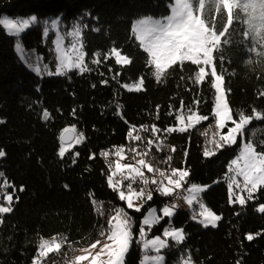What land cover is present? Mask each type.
Instances as JSON below:
<instances>
[{
  "label": "trees",
  "instance_id": "trees-1",
  "mask_svg": "<svg viewBox=\"0 0 264 264\" xmlns=\"http://www.w3.org/2000/svg\"><path fill=\"white\" fill-rule=\"evenodd\" d=\"M169 3L170 0H0V17L36 15L38 21L56 18L66 29L74 23L86 26L82 34L86 40V62L92 69L83 74L78 71L67 76H38L22 63L15 52L16 39L8 36L0 25V121H3L0 150L6 153L0 158V172L4 173L0 186L5 182L11 185L0 191V206H8L5 194L13 195V211L0 214V264H33L40 241L54 237L58 241L63 239L61 250L49 254L41 263L71 262L79 249L106 239L101 231L107 229V220L118 207L133 218V242L125 264H140L142 251L137 241L144 212L149 206L160 208L169 197L153 191V199L140 212L127 209L107 182L109 164L113 166L112 152L121 146L129 162L134 161L129 149L135 147L137 151H149L150 156L145 159L166 174H170L171 168L188 170L185 187L191 183L210 185L200 198L221 220L216 228H205L192 219L200 210L198 202L190 213L179 209L172 226L183 229L186 239L180 246L169 241L173 246L162 251L165 264H179L187 255L195 264H264V214L255 211L264 203V190L257 192L253 200H246L243 207L229 202L227 166L238 153L241 138L235 145L216 150L213 156L203 154L205 148L214 149L208 141L217 131L212 117L211 77L202 85H195L190 79L195 66L185 63L183 70L174 67L166 83L157 82L153 69L146 64L147 54L138 42L131 41L133 22L148 16L158 19L169 15ZM255 3L256 0H246L244 4L232 0V11L244 24L234 19L232 43L224 46L226 58L215 61L218 72L225 74L230 108L249 115L253 109L264 113V95H260L264 92V58L250 53L251 41L243 37L249 20L264 15ZM212 16L215 18V12ZM224 18L226 22V14ZM93 27L100 31H92ZM21 43L33 62L39 57L41 63L55 71L52 37L44 36L42 23L32 25L21 36ZM113 46L134 58V62L121 67L113 58L105 60L102 55L99 65L90 63L97 51L106 55ZM247 60L253 62L248 64ZM139 78L145 80L143 91L130 93L121 87ZM196 101L198 111L208 115V121L184 133L163 131L175 127V116L186 111L187 106L195 108ZM117 104L121 106L119 114ZM44 111L49 113L48 119L44 118ZM73 126L85 139L62 159L58 155L60 135ZM153 126L161 129L155 137L151 133ZM133 128L143 141L127 137ZM253 130L257 143L264 140V120L253 119L247 126L245 140L252 138ZM218 131L224 135L227 127ZM148 139H153L151 148ZM161 140L162 150L156 148ZM106 151L110 153L107 160L102 155ZM77 152L73 163L72 157ZM167 223V218L161 220L148 235L160 234ZM249 234L254 236L252 241L245 238Z\"/></svg>",
  "mask_w": 264,
  "mask_h": 264
},
{
  "label": "snow or ice",
  "instance_id": "snow-or-ice-1",
  "mask_svg": "<svg viewBox=\"0 0 264 264\" xmlns=\"http://www.w3.org/2000/svg\"><path fill=\"white\" fill-rule=\"evenodd\" d=\"M246 0H239L240 4H244ZM259 8L261 13H264V0H256L254 5ZM170 14L161 18H139L131 25V34L135 41L138 42L140 49L147 54L146 64L151 66L152 75L157 82L164 81L166 83L169 75L172 74L174 67L179 66L183 70L185 63H190L195 66V71L190 79L195 85H202L206 82L207 77H211L210 87L214 90V106L212 108V117L215 120L216 132L213 133V138L208 141L213 148H205L204 156L210 157L216 154V150L222 149L224 146H232L237 143V137L241 138V144L238 155L228 164V172L231 174L226 177L229 189V202L238 203L242 207L246 200L251 201L255 198V194L264 190V140L259 143L255 140V131L253 130L252 138L245 140L247 126L253 119L259 121L264 120V113L253 109L249 115L244 110L233 111L230 108L227 99L228 91L226 90L225 74L218 72L216 60H223L226 53L224 46L232 43L231 34L235 31L232 28L234 19L244 24V21L238 19L232 11V0H170ZM215 12V18L212 16ZM226 14V22L224 18ZM88 15V13H85ZM42 23L44 25V36L49 35L50 30L55 33L56 64L55 71H51L49 65L41 63L37 57L35 65L30 56L25 55L24 47L21 43V34L30 26ZM60 20L53 18L50 22L38 21L36 15L30 18H0V25L7 31V35L15 37V51L20 55V58L34 71L38 76H67L73 70H78L81 74L90 72L92 69L86 62V40L83 37V29L79 23H74L72 30L66 31L64 35L58 31ZM92 31L99 32V28L93 27ZM227 34V35H226ZM244 40L251 41V47L248 48L250 53H255L258 58H264V15L253 18L248 22L247 32H243ZM71 38L69 46L64 47L65 39ZM244 43V41H241ZM259 47V51L257 50ZM104 56L105 60L114 58L115 64L121 67L130 66L134 62V58L124 54L122 50L113 46L105 55L101 51L95 53L96 58H90L91 64H100V57ZM252 60H247L246 63L251 64ZM223 67V63L221 64ZM112 69L109 68V71ZM234 74V73H233ZM120 73L117 72L116 76ZM107 83V81H105ZM145 80L139 78L133 83H123L121 87L128 92H141L144 90ZM260 95H264L261 92ZM196 107L187 106L186 111H181L175 116L176 127H167L163 131L168 134L173 132L184 133L203 121H208L209 116L200 114L198 111L199 101L195 102ZM118 114L120 105H116ZM45 119L49 118V113L44 111ZM234 116L237 119H234ZM3 121H0L2 123ZM231 122L232 127L227 129V134L220 135V129L226 127ZM148 130V126L144 127V131ZM161 129L153 126L151 133L153 137ZM134 132L137 134L134 135ZM65 134H68L67 136ZM207 133H205L206 135ZM219 136V139H216ZM127 137L133 141H143V137L135 128L127 132ZM160 139L159 137H156ZM85 139L83 133H77L75 127L65 128L61 133V144L58 155L64 158L66 153L71 150L74 144L82 143ZM153 139L147 140V145L151 148ZM163 141L156 144V148L162 150ZM174 150V149H173ZM133 153V159L139 156L136 160V165L121 163L125 159V148L123 146L115 149V155L118 159L115 161V169L112 170V164H109L110 175L107 176L108 186L118 192L119 199L126 202L127 209H132L135 212H140L143 203L153 199V191L158 192L163 197H172L175 193V198L170 204H165L159 209L160 215H157V208H149L146 215L140 224L139 237L137 241L142 244L144 255L143 264H165V256L162 250L170 249L173 245L169 241L174 242L176 246H180L186 239V234L183 229H177L172 226L171 218L176 209L180 207L178 201H183L192 206L194 202L199 203L200 219L198 223L207 228L209 225L212 228L217 226V221L221 220L219 215H216L200 198V193L205 191V187L191 183L187 188V194L182 195L180 191L184 184L188 182L189 171L183 169H170V175L160 171L150 160L145 159L150 156L149 151H137L135 147L129 149ZM77 152L73 157V163L76 162ZM102 155L107 160L110 153L103 152ZM6 156L5 151L0 150V158ZM171 156L168 157L170 162ZM142 169H147L149 173H153L154 177L145 176ZM155 174H158L161 179H156ZM4 175L0 172V177ZM120 176L121 179L115 180L114 177ZM131 181L127 184V192L123 190L122 181ZM167 181L165 184L164 181ZM139 182L143 187L139 190L133 188V183ZM155 185L153 189L151 186ZM11 187L7 182L0 186V191ZM67 187V185L65 186ZM245 192L246 197L237 194ZM20 191H24L21 187ZM91 195V194H90ZM234 197V199H233ZM5 201L8 206H0V214H8L13 211L11 202L13 195L5 194ZM141 201L140 205L134 201ZM258 213L264 214V203L259 204L255 208ZM239 215V213L237 214ZM169 218V224L163 229L162 236H155L149 239L145 227L149 231L160 223L163 218ZM196 219V216H193ZM107 229L101 231V236L106 237L104 240H96L89 247L81 249L85 254L75 257L70 264H81L83 261H88L89 264H125V255L129 251V247L133 242V218L124 208H115L114 215H110L107 220ZM259 235V234H257ZM252 241L254 236L249 234L245 237ZM64 243L63 239L58 241L57 238L52 240H41L39 243V251L37 258L33 260V264H41L42 258H49L50 253H59L61 246ZM99 245V248H98ZM95 250V251H93ZM150 253H155L151 255ZM47 264V261H45ZM65 264L69 261L65 260ZM179 264H194L192 257L187 255L179 261Z\"/></svg>",
  "mask_w": 264,
  "mask_h": 264
},
{
  "label": "rangeland",
  "instance_id": "rangeland-1",
  "mask_svg": "<svg viewBox=\"0 0 264 264\" xmlns=\"http://www.w3.org/2000/svg\"><path fill=\"white\" fill-rule=\"evenodd\" d=\"M9 17V18H12V17H10V16H8V15H6V14H3L0 18H2V17ZM31 16H29V17H23V18H30ZM23 18H21V19H23ZM158 19H161V18H158ZM51 20L52 19H48V20H45V21H48L49 22V26H50V22H51ZM135 22V21H134ZM133 22V23H134ZM35 25V24H34ZM2 26V25H1ZM72 26L73 25H71V27H69V28H64V27H62V26H58V31H60L61 32V34L62 35H64L65 34V32L66 31H70V30H72ZM3 27V26H2ZM31 27V26H30ZM29 27V28H30ZM43 27H44V25H43ZM28 28V29H29ZM28 29H26L25 30V32L28 30ZM5 30V29H4ZM5 32H6V34H7V31L5 30ZM24 32V33H25ZM24 33H22L21 34V36L24 34ZM49 36H51L52 37V46H53V52H54V56L56 57V51H55V44L53 43V40L55 39V33L54 32H52L51 30H50V32H49V35L47 36V37H49ZM13 38H15V37H13ZM16 39V38H15ZM131 41L133 42V41H135V39H134V37L131 35ZM137 42V41H136ZM70 43H71V38H66L65 39V43H64V47H67V46H69L70 45ZM15 48V47H14ZM16 52V51H15ZM16 54L18 55V57L20 58V55L16 52ZM26 55V54H25ZM114 59V58H113ZM20 60L22 61V63L31 71V72H33L34 74H36L34 71H32L29 67H28V65L24 62V60H22L21 58H20ZM56 60V59H55ZM35 63L36 62H33V64L35 65ZM72 72H78V70H73ZM72 72H70V73H72ZM37 75V74H36ZM228 124H232L231 122H229ZM228 124L226 125V127H227V129L229 128V127H232V126H228ZM176 127V126H175ZM225 134H227V132L225 133ZM239 139V136L237 137V140ZM79 145H81V143H79V144H74L73 145V147L74 146H79ZM72 147V148H73ZM238 153H239V151H238ZM238 153L233 157V158H231V160L232 159H234L237 155H238ZM112 155H113V166H112V170H114L115 169V161L118 159V157H116V155H115V150L112 152ZM230 160V161H231ZM230 161H229V163H230ZM121 163H125V164H132L133 166H135L136 165V159H134V161H132V162H129L127 159H126V153H125V159L124 160H122V161H120ZM228 163V164H229ZM142 171L144 172V174H145V176H147L146 174L147 173H149L148 171H147V169H142ZM110 174H111V172H110ZM150 174H152L151 176H147V177H149L150 179L151 178H153L154 177V175H153V173H150ZM170 175V174H169ZM231 174L229 173V176H230ZM121 179V177L120 176H116V177H114V181L115 180H119V179ZM155 178L156 179H161L160 177H159V175L158 174H155ZM131 181H128V180H124V181H122V187H123V190L125 191V192H127V184L128 183H130ZM164 183L166 184L167 183V181L165 180L164 181ZM198 185H200V186H202V187H205V191L210 187V185H201V184H198ZM141 187H143L138 181L136 182V183H133V188L134 189H136V190H139ZM187 187H190V184L187 186ZM154 188H155V186H154ZM185 188V186L183 187V189ZM204 191V192H205ZM234 191H236L237 192V194H239V195H241V196H245L246 195V193L245 192H239V190H236L235 188H234ZM118 193V192H117ZM203 193V192H202ZM202 193H200V196H201V194ZM233 199H234V197H233ZM148 202V201H147ZM126 203V202H125ZM134 203L135 204H137V205H140L141 204V201H139V200H137V201H134ZM146 203V202H145ZM145 203H143V205H142V207H141V209L145 206ZM195 203H197V202H194L193 203V205L192 206H189V208H190V211H193V206H194V204ZM166 204H169L168 202L166 203ZM165 205V204H164ZM164 205H162L160 208H162ZM127 206V205H126ZM151 207H156V206H149L147 209H146V211L144 212V215H146L147 214V212H148V210H149V208H151ZM157 208V215L159 216L160 215V212H159V209L160 208H158V207H156ZM132 210V209H131ZM179 210V208L178 209H176L175 210V212H174V215H173V217L171 218V224H172V221H173V218H174V216H175V214H176V212ZM134 211V210H133ZM200 211V210H199ZM199 211H198V213H199ZM143 215V216H144ZM165 218H167V217H165ZM165 218H163L162 220H164ZM142 219H143V217H142ZM142 219H141V221H142ZM168 219V223H167V225L166 226H164V228L165 227H167L168 226V224H169V218H167ZM200 219V217H198V216H196V219H193L195 222H197L198 223V220ZM218 222L219 221H217V225H218ZM200 224V223H199ZM201 225V224H200ZM203 226V225H202ZM204 227V226H203ZM217 227V226H216ZM215 227V228H216ZM163 228V229H164ZM208 228H212L210 225L208 226ZM163 229H162V232L160 233V234H157V235H155V236H162V233H163ZM177 229H181V228H177ZM145 231L147 232V233H149V230L147 229V227H145ZM155 236H149L148 235V238L149 239H151V238H154ZM53 238H50V239H45V240H52ZM140 245H141V251H142V255H141V258H143V255H144V251H143V247H142V244L140 243ZM90 246V245H89ZM89 246H86V247H89ZM83 248H85V247H83ZM83 248H81V249H83ZM98 248H99V245H98ZM81 249H79L76 253H75V255H74V257H73V259H72V261L75 259V257H77V256H80V255H83V254H85V253H83L82 251H81ZM39 251V250H38ZM93 251H95V250H93ZM163 251V250H162ZM50 254H52V253H50ZM151 255H154L155 253H150ZM125 257H126V255H125ZM43 259H45V258H42L41 259V261L43 260ZM141 262V261H140ZM42 264V263H41ZM69 264H70V262H69ZM81 264H89V262L88 261H83V262H81ZM140 264H143L142 262L140 263Z\"/></svg>",
  "mask_w": 264,
  "mask_h": 264
},
{
  "label": "built area",
  "instance_id": "built-area-1",
  "mask_svg": "<svg viewBox=\"0 0 264 264\" xmlns=\"http://www.w3.org/2000/svg\"><path fill=\"white\" fill-rule=\"evenodd\" d=\"M119 179V178H118ZM187 189H182V192H181V194L182 195H186L187 194V191H186ZM174 198H175V193L173 194V196L171 197V202H173V200H174ZM178 203H179V205H180V207H179V209L182 211V212H185V213H187V211H186V204H185V202L183 201V199H180L179 201H178Z\"/></svg>",
  "mask_w": 264,
  "mask_h": 264
},
{
  "label": "bare ground",
  "instance_id": "bare-ground-1",
  "mask_svg": "<svg viewBox=\"0 0 264 264\" xmlns=\"http://www.w3.org/2000/svg\"><path fill=\"white\" fill-rule=\"evenodd\" d=\"M188 187H185V189H187ZM178 191H180V192H182V189L181 190H178ZM168 203L170 204L171 203V197H169V201H168ZM186 204V203H185ZM186 211H187V213H190V208H189V206L186 204ZM193 216H198V212L196 213V214H194ZM199 217V216H198ZM192 219H193V217H192Z\"/></svg>",
  "mask_w": 264,
  "mask_h": 264
},
{
  "label": "water",
  "instance_id": "water-1",
  "mask_svg": "<svg viewBox=\"0 0 264 264\" xmlns=\"http://www.w3.org/2000/svg\"><path fill=\"white\" fill-rule=\"evenodd\" d=\"M66 136L68 135V134H65ZM59 142H60V144H61V135H60V139H59Z\"/></svg>",
  "mask_w": 264,
  "mask_h": 264
},
{
  "label": "crops",
  "instance_id": "crops-1",
  "mask_svg": "<svg viewBox=\"0 0 264 264\" xmlns=\"http://www.w3.org/2000/svg\"><path fill=\"white\" fill-rule=\"evenodd\" d=\"M140 261L143 263V258H141V260H140ZM141 262H140V263H141ZM194 264H195V263H194Z\"/></svg>",
  "mask_w": 264,
  "mask_h": 264
}]
</instances>
